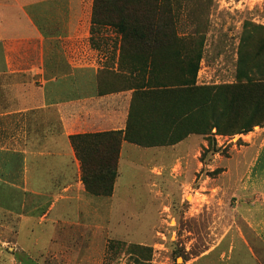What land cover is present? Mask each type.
Listing matches in <instances>:
<instances>
[{"label":"rangeland","instance_id":"374dc122","mask_svg":"<svg viewBox=\"0 0 264 264\" xmlns=\"http://www.w3.org/2000/svg\"><path fill=\"white\" fill-rule=\"evenodd\" d=\"M170 2L177 35L189 37L192 48L203 39L196 84H234L241 40L246 36L257 40L261 32L254 27L264 28V0ZM166 12L163 7L162 22ZM97 30L93 43L103 49L98 54L100 66L115 69L121 36L111 27ZM112 48L115 51L110 52ZM61 57L71 54L52 53L49 62L59 63ZM123 83L105 74L100 78L102 90ZM33 92V86L22 87V108L31 106L24 100ZM35 92L38 105L40 95ZM24 119L22 140L27 132L35 153L43 151L46 130L53 137L59 135V121L51 111ZM191 138L184 143L190 146L175 157L168 147L128 145L122 167L116 166L110 197L86 192L84 199L59 200L47 220L50 203L67 183L63 178L52 181V198H27L24 210L22 197L7 189L0 192V207L5 209L0 212V264H189L190 258L206 255L209 264H216L222 255L230 259L239 243H247L264 264V127L233 137L214 135L216 152L207 153L204 161L201 154L207 141ZM91 197L96 198L94 203Z\"/></svg>","mask_w":264,"mask_h":264},{"label":"crops","instance_id":"0c3cea01","mask_svg":"<svg viewBox=\"0 0 264 264\" xmlns=\"http://www.w3.org/2000/svg\"><path fill=\"white\" fill-rule=\"evenodd\" d=\"M92 6L93 0H0V192L7 189L22 197L20 206L24 210L27 198H52V181L63 178L67 183L50 203L45 220L59 200L73 196L84 199L86 194L69 138L123 132L128 118L132 91L98 93L96 76L102 68L98 54L103 49L90 43ZM8 11H12L11 16L5 14ZM70 41L76 44H69ZM55 52L70 53L71 57H61L59 63L52 64L49 57ZM116 52L118 57L119 47ZM37 83L39 88L35 87ZM25 84L33 86L34 92L24 100L31 106L22 108ZM36 89L40 95L38 105ZM50 111L59 121V135L53 137L46 130L43 151L35 153L27 132L22 140L21 126L27 125L22 117ZM187 139L192 138L169 146V152L175 157L188 148L190 145L184 144ZM128 145L132 144L121 143L118 170ZM91 199L94 203L96 198ZM4 211L0 207V212ZM239 245L235 254L230 253V259L225 260L222 255L216 264H262L247 243ZM207 256L187 262L209 264Z\"/></svg>","mask_w":264,"mask_h":264},{"label":"trees","instance_id":"16d2710c","mask_svg":"<svg viewBox=\"0 0 264 264\" xmlns=\"http://www.w3.org/2000/svg\"><path fill=\"white\" fill-rule=\"evenodd\" d=\"M163 7L165 22L160 17ZM175 20L170 0H152V4L93 0L90 43L94 44L99 28L111 27L121 36L116 68L103 66L97 73L98 93L128 90L132 99L123 132L69 138L80 164V180L91 196L112 195L123 141L154 148L202 136L207 141L201 154L204 161L207 153L216 152L214 135L233 137L264 127V28L254 27L261 32L257 40L251 36L241 40L234 84L198 86L203 39L192 48L189 37L177 35ZM162 28L167 32L162 33ZM104 74L124 83L102 90Z\"/></svg>","mask_w":264,"mask_h":264}]
</instances>
